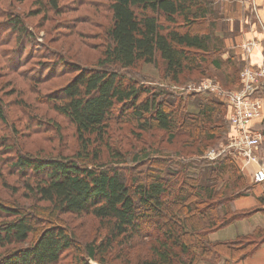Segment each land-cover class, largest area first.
Listing matches in <instances>:
<instances>
[{"label":"trees","instance_id":"16d2710c","mask_svg":"<svg viewBox=\"0 0 264 264\" xmlns=\"http://www.w3.org/2000/svg\"><path fill=\"white\" fill-rule=\"evenodd\" d=\"M109 9L108 43L97 65L72 64L75 75L52 96L55 110L75 126L77 156L19 154L11 162L12 171L25 177L29 195L47 205L30 211L0 202V264H62L70 252L69 264H91L90 259L99 264H200L212 254L247 258L264 243V227L230 239L211 238L234 221L264 211L263 206L234 209L235 199L251 193L248 188L225 192L223 175L241 170L232 153L202 157L210 141L224 133L230 137L229 105L209 91V97L189 104L203 91L150 86L135 72L140 64L161 63L163 77L175 83L206 74L213 37L197 26L213 18L214 0H109ZM12 24L20 25L18 20ZM221 63L210 61L216 69ZM116 119L133 123L138 134L160 130L170 143L185 135L182 146L195 158L185 160L179 150L170 153L148 140L131 157L138 167L128 178L120 165L128 162L127 154L112 141ZM256 126L264 131V122ZM103 148L108 162L100 160ZM259 201L264 204V192ZM65 214L92 216L106 229L105 237L82 245ZM255 239L252 248L242 242Z\"/></svg>","mask_w":264,"mask_h":264},{"label":"rangeland","instance_id":"374dc122","mask_svg":"<svg viewBox=\"0 0 264 264\" xmlns=\"http://www.w3.org/2000/svg\"><path fill=\"white\" fill-rule=\"evenodd\" d=\"M214 12L211 22L206 21L197 26L201 32L213 37L214 47L206 55L204 65L206 74L194 73L175 83L163 77L161 63L157 67L140 64L138 72L135 71L139 79H144L150 86L165 84L173 90L175 84L182 87L199 84L205 79H211L227 90L239 89L241 72L251 54L248 55L241 48V43L248 40L241 42L240 39L252 27L259 28L255 9L251 0H214ZM14 20L19 21V27L12 24ZM111 23L109 0H0V107L5 116L0 118L1 203L30 211L38 204L47 205L29 195L25 189V177L12 171L11 162L17 155L26 154L34 158L77 156L80 142L75 126L55 110L52 96L75 75L70 71L72 64L83 67L97 65L108 43L106 31ZM212 23L214 24L211 25ZM229 57H232L233 63L228 61ZM62 59L64 61L59 63ZM213 59L221 60L219 69L210 64ZM205 96L210 95L203 91L189 104ZM263 122L264 119H261L257 124L261 125ZM110 130L114 144L127 154L128 162L120 165L127 168L124 171L128 178L133 176L130 170L138 167L131 157L148 140L155 141L159 148L170 153L179 150L183 153H180L181 158L185 160L195 158L189 153V148L182 146L183 140L187 139L185 135H178L170 143L167 135L160 130L138 134L133 123L118 119L111 121ZM230 138L225 133L219 135L216 140L210 141L206 150L220 149L231 141ZM93 146L95 145L91 147ZM230 153L234 156L232 151ZM109 159L108 152L103 148L100 160L108 162ZM233 170L225 173L221 180L227 195L246 188L252 193L257 185L264 184L256 182L248 171L234 170L233 174ZM238 176L241 180L237 179ZM62 217L66 224L76 228L82 245L92 240L100 242L107 232L106 229L99 228V221L92 216L65 214ZM1 220L3 219L0 218ZM211 238L218 239L215 236ZM255 240L251 243L248 240L242 242L252 248L259 239ZM140 249V246L135 247L133 254H137ZM230 260L233 259L212 254L200 259L199 263L228 264ZM70 261L71 252L64 255L60 263L69 264ZM89 261L91 264H99L94 259ZM119 262L109 260L110 264Z\"/></svg>","mask_w":264,"mask_h":264},{"label":"built area","instance_id":"2783aa9c","mask_svg":"<svg viewBox=\"0 0 264 264\" xmlns=\"http://www.w3.org/2000/svg\"><path fill=\"white\" fill-rule=\"evenodd\" d=\"M257 44L255 39H250L243 42L241 48L249 55ZM240 79L241 85L237 90L224 89L211 79L182 87L175 84L173 87L176 92L209 91L229 105L231 141L220 149L210 148L203 158L213 160L232 151L243 171L250 172L256 182H264V157L261 155L264 131L256 126L257 119H264V61L257 66L248 62Z\"/></svg>","mask_w":264,"mask_h":264},{"label":"crops","instance_id":"0c3cea01","mask_svg":"<svg viewBox=\"0 0 264 264\" xmlns=\"http://www.w3.org/2000/svg\"><path fill=\"white\" fill-rule=\"evenodd\" d=\"M251 2L255 9L256 18L260 26L259 28L252 27L253 29L249 31L247 35L241 36L240 41L250 39L257 40L258 44L253 48V51L249 55L248 60L249 63L257 66L264 61V0H251ZM260 121V118L256 120V122L258 123ZM261 155L264 157V141L261 144ZM263 185L264 184L257 185L250 195L235 199L234 209L243 210L250 209L256 206L264 207V204L261 205V202L259 201V197L263 192ZM262 217H264V211H257L249 217L234 221L224 228L213 232L211 234V237L215 236L218 239H230L234 238L238 234L249 232L257 226L263 227L264 219H262ZM228 264H264V243L247 258L243 260H230Z\"/></svg>","mask_w":264,"mask_h":264}]
</instances>
